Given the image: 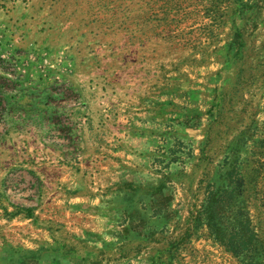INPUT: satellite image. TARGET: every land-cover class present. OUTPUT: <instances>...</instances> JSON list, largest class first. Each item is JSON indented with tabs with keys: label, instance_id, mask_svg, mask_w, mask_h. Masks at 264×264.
I'll return each instance as SVG.
<instances>
[{
	"label": "rangeland",
	"instance_id": "1",
	"mask_svg": "<svg viewBox=\"0 0 264 264\" xmlns=\"http://www.w3.org/2000/svg\"><path fill=\"white\" fill-rule=\"evenodd\" d=\"M87 5L109 57L93 61L96 89L86 106L63 85L61 108H43L37 92L28 95L14 78L0 81L13 95L0 119L46 136L55 131L62 161L85 174L94 165L97 175L104 162L92 150L126 151L110 157L130 163L119 180L141 185L126 196L135 193L142 219L157 220L141 234L111 239L105 260L264 264V0ZM124 87L126 99L118 98Z\"/></svg>",
	"mask_w": 264,
	"mask_h": 264
},
{
	"label": "crops",
	"instance_id": "2",
	"mask_svg": "<svg viewBox=\"0 0 264 264\" xmlns=\"http://www.w3.org/2000/svg\"><path fill=\"white\" fill-rule=\"evenodd\" d=\"M95 29L87 0H0V81L17 78L28 95L37 92L35 100L43 108H61L62 87L68 85L85 107L88 92L96 89L93 61L109 57ZM125 89L117 90L118 98L126 99ZM12 96L0 87V105L8 106ZM36 120L51 128L49 119ZM16 122L0 119V264H136L103 258L111 239L141 234L157 220L142 219L135 193L126 196V190L141 185L119 180L130 163L110 159L126 151L92 150L105 155L104 162L97 165V175L94 165L85 174L81 165L62 161L55 131L46 136L28 126L13 128Z\"/></svg>",
	"mask_w": 264,
	"mask_h": 264
}]
</instances>
